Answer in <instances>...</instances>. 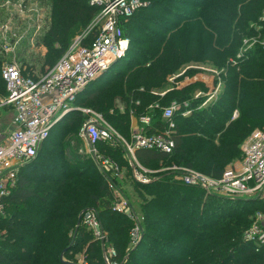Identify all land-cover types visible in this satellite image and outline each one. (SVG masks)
Wrapping results in <instances>:
<instances>
[{
	"label": "trees",
	"instance_id": "trees-1",
	"mask_svg": "<svg viewBox=\"0 0 264 264\" xmlns=\"http://www.w3.org/2000/svg\"><path fill=\"white\" fill-rule=\"evenodd\" d=\"M43 1L50 9L43 39L49 50L43 63L51 67L72 37L88 26L96 8L88 0ZM147 1L158 7L163 18L150 22L137 15L148 9L145 4L122 26L129 37L126 53L136 60L127 61L123 56L114 61L110 70L125 67L127 71H116L105 82L103 76L94 80L77 96L75 104L101 113L127 139L130 110L136 115H150L151 129H162L165 122L161 111L147 108L158 100L151 90L177 72L181 64L199 56V63H210L221 70L223 88L218 97L197 109L198 104L193 105L188 93L197 85L206 91L203 84L167 92L160 99L163 106L172 100H187L193 111L187 116L180 112L174 115V147L170 154L138 149L135 156L145 167L168 160L220 177L223 165L237 157L242 139L254 128L264 131V51L260 44L264 41V0H193L197 13L192 17L172 11L171 0ZM143 22L154 25L161 34L145 30ZM176 22L186 25L178 28ZM135 33H141V38L133 39ZM245 38L257 41L245 47ZM131 41L137 46L132 48ZM238 54L236 63L231 64L229 59ZM121 78L114 94L100 98ZM0 88L6 95L1 73ZM117 97L124 103L123 111L113 109ZM235 109L238 116L231 120ZM83 121L82 113L70 112L51 128L36 156L20 169L0 219V264H66L81 249L88 264H104L99 241L82 224L77 225L89 202L95 204L116 258L121 260L126 253L132 222L112 210L113 194L101 173L93 170L94 161L72 149L80 146L78 133ZM68 135L67 142L56 139ZM68 148L71 150L67 152ZM99 148L119 165L126 164L122 148L102 142ZM136 186L140 199L137 211L142 216L140 240L121 264H264V245L256 249L242 238L252 212L261 207L257 201L207 195L165 173H159L149 184Z\"/></svg>",
	"mask_w": 264,
	"mask_h": 264
},
{
	"label": "built area",
	"instance_id": "built-area-1",
	"mask_svg": "<svg viewBox=\"0 0 264 264\" xmlns=\"http://www.w3.org/2000/svg\"><path fill=\"white\" fill-rule=\"evenodd\" d=\"M96 8V13L84 32L77 36L61 54L54 65L38 75H23L15 62H6L1 68V77L6 95L0 106L11 111L10 129L0 132V219L4 217L5 198L8 197L17 182L20 169L37 154L42 142L49 136L51 128L64 119L70 112H80L84 116L78 136L84 143V152L97 164L106 179L108 189L113 194L112 210L127 216L133 215L124 192L116 181L122 178L121 167L111 157L104 155L99 143L123 149L133 179L139 184L152 182L156 173H165L184 185L198 187L207 195L224 198H243L257 201L262 206L256 211L251 225L243 232V240L255 248L264 245V131L254 128L242 143V158L235 167L225 169L220 177H213L204 172L178 164L174 161L158 170H148L140 164L135 156L138 149H153L170 154L174 147V115L190 113L186 101L172 100L162 105L161 100L171 89H181L189 84V77L176 79L184 71L168 76L169 86L163 90H152L151 94L158 100L148 105V110L161 111L165 126L162 129H151V118L148 114L136 115L129 112L130 136L123 137L99 112L75 104L77 96L94 80L103 76L114 61L124 56L128 48V38L123 35V25L142 7V0H88ZM95 24V25H93ZM93 26L95 29L93 30ZM93 31L90 37V32ZM87 38V40H85ZM245 47L250 46L243 39ZM264 51V42L261 43ZM236 58L229 59L231 64ZM199 71L210 75L213 81L208 89V97L217 95L223 81L221 70L208 64L199 65ZM203 82V81H202ZM205 82V80H204ZM186 84V85H185ZM143 88H140L142 90ZM139 100L135 101V105ZM120 111L124 108L120 107ZM238 116L235 109L231 120ZM135 118V119H134ZM135 120L137 121L136 124ZM134 126V127H133ZM151 131V132H149ZM163 161V160H162ZM160 161V162H162ZM132 218V217H131ZM82 224L91 231L93 239L102 242L106 238L94 209L84 210L79 218ZM140 239V226L135 222L131 228L129 245L133 247ZM104 264H121L112 247L103 249ZM83 264H88L86 260Z\"/></svg>",
	"mask_w": 264,
	"mask_h": 264
},
{
	"label": "rangeland",
	"instance_id": "rangeland-1",
	"mask_svg": "<svg viewBox=\"0 0 264 264\" xmlns=\"http://www.w3.org/2000/svg\"><path fill=\"white\" fill-rule=\"evenodd\" d=\"M142 2L143 3L145 2L147 7L148 6L149 7L146 10L144 9L143 12L142 11L139 12L137 15L149 18L150 20H148V21H150V22L153 20H160L161 17L163 18V16L160 14V11L156 10L158 7H153L152 4H150L147 0H144ZM193 3H194L193 0H171V2L169 3V6H170L172 11L178 13L179 15H183L186 17H192V16H195V14L197 13L196 9L192 5ZM137 15H135V17ZM167 19L169 21H171L170 17H168ZM90 22H89V24H90ZM49 23H50L49 5H48V3L44 2L43 0H0V70H1L4 63L15 62L19 66V68L21 69V73L24 76L29 75V74L38 75L39 73H43L49 67V65H45L43 63V60L47 57L48 50H49L48 47L43 42V39H44L46 32L48 30ZM93 25H95V24H93ZM141 25L145 30H148V31H150L152 33H156V34H161L160 31L154 27V25H149L146 22L141 23ZM177 25H178V28H182L186 24L183 22H178ZM92 29L94 30L95 27L93 26ZM84 31H85V29L82 30L81 32L78 31L72 37L69 44L77 36L81 35ZM86 32H84V34ZM123 34L125 36V31H123ZM131 36L133 39H135V38L140 39L141 33H135ZM245 39L247 40V44H251V45L253 43H256V41H257L255 39H253V41H249L250 39H247V38H245ZM85 40H87V38ZM263 42L264 41L260 42V44ZM136 44L137 43H135L133 41L130 42V46L132 48L137 46ZM124 56H125V59L127 61L128 60L129 61H132V60L135 61L136 60L135 57L131 54L126 53V54H124ZM125 63H126V61H125ZM205 64H210V63H205ZM199 65H203V63H199V56H196L195 61H191L188 63L181 64V66L179 67L177 72H175L174 74L180 73L182 71H184V73H187V74L186 75L182 74L181 76H179L176 79V81H181V80H184L186 77H189V80H188L189 84L188 85L185 84L186 86H189V85L194 86V83L199 84ZM116 71L124 73L127 71V69L125 67L113 68L111 70L109 69L106 73H104V75H103L104 78L102 81L105 82ZM169 76H170V74H169ZM167 78H168V76L165 77L164 81L161 84H159L158 86H156L152 90H163V89L167 88L170 84L168 82ZM164 82H165V84H164ZM121 83H122V78L120 80L114 81V83H112L110 86H108L103 91L100 98L114 94L113 93L114 90ZM157 87H159V88H157ZM188 94H189V98L191 99L193 105L198 104L196 108L200 109L201 106L202 107L206 106L212 100H215L218 97L219 93L217 95L213 96L212 98H210L209 101H207L206 99L208 98L207 97L208 92L207 91H199V85H197V88L190 89ZM4 96H5L4 88H2V90L0 88V102L4 98ZM119 100H120L119 97H117L116 98V105L113 109H116V108L118 110L120 109ZM185 101L188 103L187 108H188V110H190V113H191L193 111V107L191 106L192 104L190 103V101H187V100H185ZM89 106L92 107V105H89ZM93 107L95 108V105H93ZM98 107H99V109H104L101 106H98ZM84 108H88V107L84 106ZM88 109L93 110L92 108H88ZM93 111H95V110H93ZM110 111H112V109ZM95 112H97V111H95ZM11 116H12L11 111L8 107H6V106L1 107L0 106V132L2 134L8 132V130L10 129L9 119L11 118ZM116 131L119 132L118 130H116ZM119 133L121 134V132H119ZM246 137H244L239 144V147H238L239 153H238L237 157L230 159V161L227 164L223 165V171L225 169H228L229 167H232V168L235 167L240 162V160L242 158L241 146H242V143L244 142ZM56 139L58 141L63 139V140H65V142H67L68 140H70V135H68L67 137H60L59 136V137H56ZM79 141H80V146L79 147L72 146V149H77V150L80 149V150H82V152H84V147H85L84 143L80 138H79ZM52 142L44 144V147H46V148L49 147L51 144H53ZM70 150L71 149L68 148L67 152ZM79 154L87 156L90 159V161H92V159L90 158L89 155H87L85 153H79ZM61 162H59V164H61ZM169 163H170V161L164 160V161L160 162L156 167L150 166V167H146V168L148 170H151V171L152 170H158L161 166H164V165L167 166ZM93 166H94L93 170L94 171L96 170L97 172L101 173V175L103 176V174L99 170L97 164L93 162ZM121 167H126V168H124L121 172L122 178L116 182H117V185L120 186V189H122V191L124 192V195H125L126 199L128 200V204L130 205V208L132 210L133 215H131V216L125 215L132 222V226H131V228H132L134 226L135 222H137L140 225L141 220H142V216H141L140 212L137 211V205L140 202V199L138 197V189L136 186L137 184L138 185H142V184L137 183L133 179L129 168L127 167V164H124ZM158 174L159 173H156L155 175H153V177L156 176L154 178H157ZM103 178L106 181L104 176H103ZM106 184H107V182H106ZM147 184H149V183H147ZM144 185H146V184H144ZM227 199H243V198H227ZM90 208L95 209V204L92 202H89L88 207H86L82 211L90 209ZM261 209H262V206L260 208H256V210H254L252 212L251 216L249 217V219H250L249 225H251L252 220L254 219V215L256 214V211L261 210ZM82 211H81V213H82ZM100 226L102 228L101 224H100ZM103 231L105 232V235H106V238L104 241L105 245H102V242L99 241V243L101 244V247H103L102 248V254L104 252L103 249L106 247H112L115 250V247L110 242L107 243V239L109 237L108 232L105 229H103ZM130 232H131V230H129V236H130ZM96 241H98V240H96ZM134 246L130 247L129 242L127 243L126 249H125L126 253L121 258V260H119L120 262H124V261L126 262V254L129 253V251L131 249H133ZM82 250L83 249H81L78 252H75V254L72 255V258L70 260L71 263L83 264V261L85 260L86 256L84 254V251H82Z\"/></svg>",
	"mask_w": 264,
	"mask_h": 264
},
{
	"label": "crops",
	"instance_id": "crops-1",
	"mask_svg": "<svg viewBox=\"0 0 264 264\" xmlns=\"http://www.w3.org/2000/svg\"><path fill=\"white\" fill-rule=\"evenodd\" d=\"M204 80H205V82H204ZM203 81V82H202ZM212 81H213V78L210 76V75H207V74H203L202 72H200L199 71V83L202 85H204L205 87H206V91H208V89L210 88V85H211V83H212ZM173 90V89H172ZM152 91V90H151ZM169 91H171V89L169 90ZM168 91V92H169ZM199 91H202L200 88H199ZM208 97V96H207ZM207 101H209L210 100V98L208 97L207 99H206ZM212 100V99H211ZM118 101V100H117ZM116 103V102H115ZM206 103V102H205ZM119 104H120V107L122 108V107H124V103L121 101V100H119ZM200 108H202V106L200 107ZM12 115V114H11ZM138 116V115H137ZM135 119V118H134ZM10 121H11V118L9 119V126H10ZM136 120H135V123L134 124H136ZM134 127V126H133Z\"/></svg>",
	"mask_w": 264,
	"mask_h": 264
},
{
	"label": "water",
	"instance_id": "water-1",
	"mask_svg": "<svg viewBox=\"0 0 264 264\" xmlns=\"http://www.w3.org/2000/svg\"><path fill=\"white\" fill-rule=\"evenodd\" d=\"M79 224V220H78V222H77V225ZM62 257V256H61ZM66 264H73V263H71V262H67L66 261Z\"/></svg>",
	"mask_w": 264,
	"mask_h": 264
}]
</instances>
